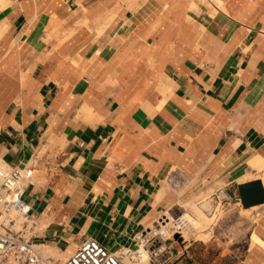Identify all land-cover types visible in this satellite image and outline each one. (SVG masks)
Segmentation results:
<instances>
[{
    "label": "crops",
    "instance_id": "1",
    "mask_svg": "<svg viewBox=\"0 0 264 264\" xmlns=\"http://www.w3.org/2000/svg\"><path fill=\"white\" fill-rule=\"evenodd\" d=\"M205 1L215 12L200 0L1 11L0 161L34 166L22 197L33 244L59 259L90 239L115 251L179 202L211 200L239 238L203 246L264 264V203L238 193L264 175V26L246 0ZM192 247L170 264H213Z\"/></svg>",
    "mask_w": 264,
    "mask_h": 264
},
{
    "label": "built area",
    "instance_id": "2",
    "mask_svg": "<svg viewBox=\"0 0 264 264\" xmlns=\"http://www.w3.org/2000/svg\"><path fill=\"white\" fill-rule=\"evenodd\" d=\"M33 168L32 165H5L0 169V264H139L144 252L151 264H170L173 254L168 243L183 237L179 226L173 224L170 230L162 216L152 227L136 235L130 246L110 251L90 239L62 263L44 256L38 245L30 241L33 221L22 198L32 182ZM174 220L177 222L179 217Z\"/></svg>",
    "mask_w": 264,
    "mask_h": 264
},
{
    "label": "rangeland",
    "instance_id": "3",
    "mask_svg": "<svg viewBox=\"0 0 264 264\" xmlns=\"http://www.w3.org/2000/svg\"><path fill=\"white\" fill-rule=\"evenodd\" d=\"M7 1L9 2V4L7 6L13 5L14 0H7ZM200 1H202L205 5H207L211 9V11L215 12L214 8L207 1H205V0H200ZM222 1H223L224 5L228 7L231 5H237L242 0H222ZM246 1H247V4L250 5V8H252L251 14L254 15V18H256V20L258 21V23H260L261 26H264V0H246ZM2 10H0V14H1ZM206 202L207 203L209 202L210 205L204 209L203 206L206 204ZM193 207L199 208L200 210H202V212L205 215H207L209 218H211V220L208 221V226L206 229V231L208 232V234H210L211 237H209V239L206 242H208L210 240L211 241L214 240V241L219 243L220 241L224 242V240H230V239L236 240L239 238L238 232L229 231V229H228V224H230L231 221L228 220V218L225 214L226 213L225 209L222 206H220V203L217 204L215 207V205L212 203L211 200H199V201H192V202H188V203L187 202H181V203L179 202L178 205H175V207L170 209L171 213L168 212L165 215L164 221L165 220L168 221L169 217H173L174 219L176 217H181L184 210L191 212V210L193 211ZM209 210H211V211L208 212ZM181 234H182L183 238L178 237L177 239L171 240L168 243L172 247V250L173 249L179 250L180 248H183V246L188 245L189 243H192L194 246L195 245L197 246V249L195 247L191 248L192 251H194V253H196V256H199L197 259H213V261H214L213 264H226L227 259H231L229 257L233 253L232 248H226V249L213 248L210 243H208V246H206V245L203 246V243H206V242L201 241V238L198 239L197 234L189 237L188 239H186V238L189 235H187L185 232H184V234H185L186 238L183 236V233H181ZM201 246L203 248H201ZM174 247H176V248H174ZM196 250L199 251L198 252L199 254L196 252ZM43 253L45 255L50 256V257H54L56 259H59L57 254L52 255L50 252H46V251H44ZM63 261L64 260L61 259L60 263H62Z\"/></svg>",
    "mask_w": 264,
    "mask_h": 264
},
{
    "label": "bare ground",
    "instance_id": "4",
    "mask_svg": "<svg viewBox=\"0 0 264 264\" xmlns=\"http://www.w3.org/2000/svg\"><path fill=\"white\" fill-rule=\"evenodd\" d=\"M8 4H9V2L7 0H0V10L8 7L7 6ZM5 30H6L5 22L4 21H0V38L3 36ZM85 113H86V116L89 117L91 115L90 109L85 110ZM262 116H264V115H262ZM251 121H252V119H251ZM2 167H5V164L0 161V169ZM259 169H264V166H261ZM261 171H264V170H261ZM261 177H262V184H264V175H262ZM209 205H210V203L206 202V204L203 206L204 209L207 208ZM211 210H209L208 212H210ZM164 217H162L161 219H164ZM210 220H211V218H209L207 215H205L202 212V210H200L197 207H193V211L191 210V212H189L187 210H184V212L182 213V216L179 217V220L177 222H174L175 220L173 219V217H169L168 221L165 220L164 222H167V227H169L170 230H172L173 224H177L179 226V228L181 229V233H183L184 237H185L184 232L187 235H189L187 238L185 237L186 239H188L189 237L197 234L198 239L201 238V241L206 242L209 239V237H211L210 234H208V232L206 231L207 226H208V221H210ZM251 244H252V241H251ZM251 244H250V246H251ZM37 248L41 249L43 252L44 251L50 252L52 255L56 254V250H54V249H52V248H50L48 246H44L43 245V246H38ZM42 251H41V253L44 256L50 257L48 255H45ZM51 258H53V257H51ZM53 259H56V258H53ZM56 260H61V259H56ZM139 264H148V254H147V252H144L142 254V257L140 258Z\"/></svg>",
    "mask_w": 264,
    "mask_h": 264
},
{
    "label": "water",
    "instance_id": "5",
    "mask_svg": "<svg viewBox=\"0 0 264 264\" xmlns=\"http://www.w3.org/2000/svg\"><path fill=\"white\" fill-rule=\"evenodd\" d=\"M240 201L248 208L264 203V186L260 181H254L238 187Z\"/></svg>",
    "mask_w": 264,
    "mask_h": 264
}]
</instances>
